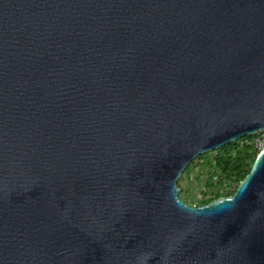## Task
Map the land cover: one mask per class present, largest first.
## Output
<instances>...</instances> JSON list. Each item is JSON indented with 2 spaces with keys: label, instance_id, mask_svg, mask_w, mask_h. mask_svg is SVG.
Segmentation results:
<instances>
[{
  "label": "water",
  "instance_id": "water-1",
  "mask_svg": "<svg viewBox=\"0 0 264 264\" xmlns=\"http://www.w3.org/2000/svg\"><path fill=\"white\" fill-rule=\"evenodd\" d=\"M263 131L264 0H0V264H264V145L178 185Z\"/></svg>",
  "mask_w": 264,
  "mask_h": 264
},
{
  "label": "trees",
  "instance_id": "trees-1",
  "mask_svg": "<svg viewBox=\"0 0 264 264\" xmlns=\"http://www.w3.org/2000/svg\"><path fill=\"white\" fill-rule=\"evenodd\" d=\"M260 134H246L241 138L225 143L218 148H215L214 155L209 156L208 152L198 155L193 159L184 169L181 174V177L187 178L191 165L195 162L196 159H203L204 162L212 169V174L208 178L206 185L207 188H213L208 196L207 189L203 191L201 197H192L195 205H200L209 202L210 200L219 197L232 194L239 183V181L248 173L250 166L260 150L254 143V138ZM214 175L216 179H214ZM180 177V178H181ZM179 178V179H180ZM180 191H182L181 185ZM228 179V184H231V189L224 190V181ZM190 198L186 197L185 201H189Z\"/></svg>",
  "mask_w": 264,
  "mask_h": 264
},
{
  "label": "rangeland",
  "instance_id": "rangeland-1",
  "mask_svg": "<svg viewBox=\"0 0 264 264\" xmlns=\"http://www.w3.org/2000/svg\"><path fill=\"white\" fill-rule=\"evenodd\" d=\"M264 134V133H262ZM261 149L259 146H257ZM209 156L214 155V151L208 152ZM195 159V158H194ZM212 174V169L204 162L203 159H196L195 162L191 165L190 172L187 178L179 177V183L181 185L182 191H180V197L185 200L186 197L190 198L187 203L195 205L196 201H193L192 197H201L203 191L207 189L208 193L205 196H208L213 188H207L206 182ZM217 175H214L216 179ZM229 180L224 181V190L231 189V184H228Z\"/></svg>",
  "mask_w": 264,
  "mask_h": 264
},
{
  "label": "built area",
  "instance_id": "built-area-1",
  "mask_svg": "<svg viewBox=\"0 0 264 264\" xmlns=\"http://www.w3.org/2000/svg\"><path fill=\"white\" fill-rule=\"evenodd\" d=\"M262 133H264V131H263V132H260V134H258V135L254 138V143H255V145H256V146H259L260 148H262L263 145H264V134H262Z\"/></svg>",
  "mask_w": 264,
  "mask_h": 264
}]
</instances>
